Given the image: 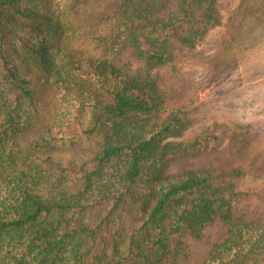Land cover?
<instances>
[{
    "label": "trees",
    "instance_id": "1",
    "mask_svg": "<svg viewBox=\"0 0 264 264\" xmlns=\"http://www.w3.org/2000/svg\"><path fill=\"white\" fill-rule=\"evenodd\" d=\"M173 5L0 0V264H168L174 235L217 223L225 235L199 264H264V222L236 210L235 180L169 172L210 137L174 141L188 112L129 73L128 53L146 73L176 71L174 44L194 49L222 23L218 0ZM38 82L54 91L42 128ZM90 139L76 159H53Z\"/></svg>",
    "mask_w": 264,
    "mask_h": 264
},
{
    "label": "rangeland",
    "instance_id": "2",
    "mask_svg": "<svg viewBox=\"0 0 264 264\" xmlns=\"http://www.w3.org/2000/svg\"><path fill=\"white\" fill-rule=\"evenodd\" d=\"M171 8L175 0H170ZM222 23L211 28L194 49L174 44L177 70L161 67L146 73L143 63L126 54L131 74L148 78L167 108L188 112V129L174 141L210 137L195 147L198 152L176 158L169 172L213 170L233 179L243 191L236 210L264 222V0H218ZM40 115L51 123L54 91L38 82ZM138 92V91H136ZM97 139L84 140L72 149L54 152L55 161L67 163ZM237 170L238 176L229 175ZM129 223V221H128ZM226 226L214 224L202 238L174 235L168 264H199L212 244L225 235Z\"/></svg>",
    "mask_w": 264,
    "mask_h": 264
}]
</instances>
